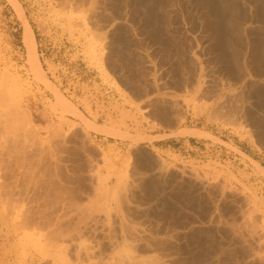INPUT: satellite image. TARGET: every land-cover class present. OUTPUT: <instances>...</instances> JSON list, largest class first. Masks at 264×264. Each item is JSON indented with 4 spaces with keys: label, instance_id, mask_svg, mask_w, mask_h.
<instances>
[{
    "label": "rangeland",
    "instance_id": "1",
    "mask_svg": "<svg viewBox=\"0 0 264 264\" xmlns=\"http://www.w3.org/2000/svg\"><path fill=\"white\" fill-rule=\"evenodd\" d=\"M16 1L0 264H264V0Z\"/></svg>",
    "mask_w": 264,
    "mask_h": 264
},
{
    "label": "bare ground",
    "instance_id": "2",
    "mask_svg": "<svg viewBox=\"0 0 264 264\" xmlns=\"http://www.w3.org/2000/svg\"><path fill=\"white\" fill-rule=\"evenodd\" d=\"M150 1V0H149ZM153 1V0H152ZM202 1V0H201ZM224 1V3H226L225 1L226 0H223ZM223 1H220V2H223ZM229 1V0H228ZM232 1V0H231ZM231 1H230V3H231ZM258 1V0H257ZM260 1V0H259ZM12 2H13V5L15 6V8L17 9V11L20 13V15H21V17L23 18V20H24V25H25V31H24V37H23V39H24V44H25V46H26V48H27V50H28V55H29V59H30V62L33 64V63H36L37 62V64H38V67L40 68V65H39V62H38V60H37V50H36V38H35V34H34V32H33V30H32V28H31V26L29 25V23L25 20V18H24V15H23V13H21L22 12V10H21V6L19 5V3L16 1V0H12ZM220 2H219V4H220ZM254 2H255V0H254ZM148 3V2H147ZM207 3V2H206ZM228 3V2H227ZM216 4V3H215ZM222 4V3H221ZM206 5V4H205ZM224 5V4H223ZM228 5V4H227ZM259 5V4H258ZM153 6V5H152ZM218 6V5H217ZM217 6H215V7H217ZM220 6V5H219ZM224 7V6H223ZM222 7V8H223ZM226 7V6H225ZM235 8V7H234ZM148 9V8H147ZM151 9V8H150ZM225 9V8H224ZM236 10V9H235ZM223 13H224V11L223 10H221ZM242 11V10H241ZM221 13V12H220ZM236 13V12H235ZM240 19V18H239ZM148 20V19H147ZM219 21V20H218ZM223 21V20H222ZM149 22V21H148ZM225 22V21H224ZM222 24V23H221ZM225 24V23H224ZM223 27V26H222ZM222 29V28H221ZM220 37H222V36H220ZM255 39V38H254ZM223 40V39H222ZM222 40H220V43L219 44H221L222 42ZM227 40V39H226ZM224 43V42H223ZM222 43V44H223ZM238 43V42H237ZM219 44H217V45H219ZM225 44V43H224ZM227 44V43H226ZM240 44H237V46L236 47H238ZM223 46V45H222ZM225 46V45H224ZM226 47V46H225ZM218 48V47H217ZM222 49L224 50V48L222 47ZM240 49V48H239ZM252 49V48H251ZM219 50V49H218ZM222 51V50H221ZM225 52V51H224ZM224 52H223V54H224ZM230 51H228V53H227V51H226V53L225 54H227V55H229L230 53H229ZM239 52V51H238ZM233 55V54H232ZM231 55V56H232ZM225 56V55H224ZM230 56V57H231ZM233 56H235V54L233 55ZM225 58H227V57H225ZM233 58V60H234V57H232ZM231 59V58H230ZM229 59V60H230ZM235 59H237V57H235ZM233 60H231L232 61V64L231 65H233L234 64V62L236 61H234L233 62ZM231 63V62H230ZM229 63V64H230ZM237 63H238V61H237ZM262 91V90H261ZM259 103V102H258ZM259 105H261L262 107L264 106V100H262L261 102H260V104ZM25 119H27V118H25ZM27 122H30L29 121V119L27 120Z\"/></svg>",
    "mask_w": 264,
    "mask_h": 264
},
{
    "label": "crops",
    "instance_id": "3",
    "mask_svg": "<svg viewBox=\"0 0 264 264\" xmlns=\"http://www.w3.org/2000/svg\"><path fill=\"white\" fill-rule=\"evenodd\" d=\"M41 130L43 131L44 129L41 128Z\"/></svg>",
    "mask_w": 264,
    "mask_h": 264
}]
</instances>
